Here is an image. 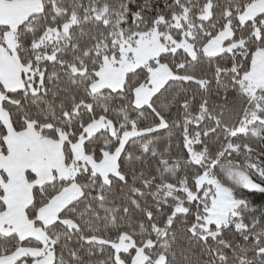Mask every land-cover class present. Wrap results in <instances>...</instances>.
Returning a JSON list of instances; mask_svg holds the SVG:
<instances>
[{"label": "snow or ice", "instance_id": "obj_1", "mask_svg": "<svg viewBox=\"0 0 264 264\" xmlns=\"http://www.w3.org/2000/svg\"><path fill=\"white\" fill-rule=\"evenodd\" d=\"M0 264H264V0H0Z\"/></svg>", "mask_w": 264, "mask_h": 264}]
</instances>
